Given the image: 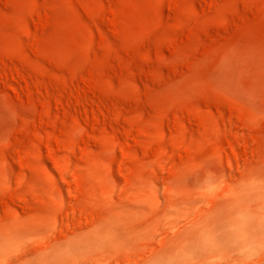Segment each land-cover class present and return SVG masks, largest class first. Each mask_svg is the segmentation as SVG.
I'll list each match as a JSON object with an SVG mask.
<instances>
[{"label":"rangeland","instance_id":"obj_1","mask_svg":"<svg viewBox=\"0 0 264 264\" xmlns=\"http://www.w3.org/2000/svg\"><path fill=\"white\" fill-rule=\"evenodd\" d=\"M263 255L264 0H0V264Z\"/></svg>","mask_w":264,"mask_h":264},{"label":"bare ground","instance_id":"obj_2","mask_svg":"<svg viewBox=\"0 0 264 264\" xmlns=\"http://www.w3.org/2000/svg\"><path fill=\"white\" fill-rule=\"evenodd\" d=\"M236 202H237V200H236ZM236 202L235 201H233L232 203H234L235 204V206L238 204H236ZM244 202V201H243ZM225 203H227V202H225ZM239 203H240V201H239ZM220 204V203H219ZM224 204V202L223 203H221L220 205H218V206H214L213 208H210V209H208V211H207V214L205 215V217H202V218H200L199 220H196L195 222H193V224H197L199 221L200 222H202V223H211V221L212 222H216V221H218L219 220V218L222 216V214L223 213H228V214H232V213H241V214H244L243 212H244V207H240L239 205L237 206V207H235V208H231L232 206L231 205H228L229 207H226V206H222ZM227 204H229V203H227ZM241 204V203H240ZM226 205V204H225ZM252 205V204H251ZM244 206H246V204L244 205ZM250 206V205H249ZM246 208V207H245ZM248 211V210H247ZM246 212V211H245ZM248 213V212H247ZM245 215V214H244ZM252 215H253V213H252ZM254 216V215H253ZM225 217H228L227 215L225 216V215H223L222 216V218H224L225 219ZM209 218H211V219H209ZM237 218V217H236ZM254 218H255V216H254ZM260 218V217H259ZM257 219V218H256ZM193 220V219H192ZM209 220H211V221H209ZM195 224V225H196ZM194 225V226H195ZM253 225L256 227V228H258V226H259V229H261L262 228V225L261 224H258V223H256V222H254L253 223ZM192 226V225H191ZM260 226H261V228H260ZM253 228V227H252ZM182 229V228H181ZM263 229V228H262ZM249 231V230H248ZM247 232V231H246ZM262 246V245H261ZM236 248V247H235ZM239 248V247H238ZM263 249V248H262ZM240 250V249H239ZM261 250V249H260ZM166 251H168V250H166ZM164 252H165V250H164ZM245 252V254H247L248 252L250 253H252V252H259L256 248H254V249H247V250H244L243 249V251H240V253L242 254V253H244ZM263 252V251H262ZM248 255V254H247ZM262 257H264V255L262 256ZM216 261V260H215ZM258 261H260V259H258ZM38 261H34V262H32V263H28V264H36ZM41 262L43 263V264H54V263H52V262H50V261H48V259L46 258L45 260H41ZM206 262V261H205ZM213 262V261H212ZM253 263H255L254 261H253ZM206 264H213V263H206ZM242 264V263H241ZM244 264H252V263H250V262H247V263H244Z\"/></svg>","mask_w":264,"mask_h":264}]
</instances>
